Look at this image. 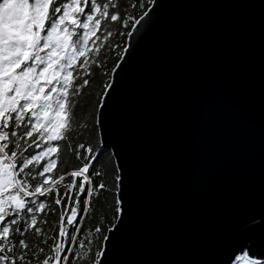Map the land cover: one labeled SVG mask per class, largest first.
I'll list each match as a JSON object with an SVG mask.
<instances>
[{
	"label": "snow or ice",
	"instance_id": "obj_1",
	"mask_svg": "<svg viewBox=\"0 0 264 264\" xmlns=\"http://www.w3.org/2000/svg\"><path fill=\"white\" fill-rule=\"evenodd\" d=\"M0 264H264V0H0Z\"/></svg>",
	"mask_w": 264,
	"mask_h": 264
},
{
	"label": "water",
	"instance_id": "obj_2",
	"mask_svg": "<svg viewBox=\"0 0 264 264\" xmlns=\"http://www.w3.org/2000/svg\"><path fill=\"white\" fill-rule=\"evenodd\" d=\"M175 11L170 12V16H175ZM258 210V209H254ZM234 208L221 207L208 220L206 227L212 231L219 232L225 229L228 224L232 223L236 217L233 213ZM258 220V217H257Z\"/></svg>",
	"mask_w": 264,
	"mask_h": 264
},
{
	"label": "trees",
	"instance_id": "obj_3",
	"mask_svg": "<svg viewBox=\"0 0 264 264\" xmlns=\"http://www.w3.org/2000/svg\"><path fill=\"white\" fill-rule=\"evenodd\" d=\"M116 42L119 44L121 41H120V39L117 37L116 38ZM93 83H94V81H93ZM101 159L103 160L104 159V157L102 156L101 157ZM99 162L100 161H97V164H99ZM70 163H75V160H74V158L72 159V160H70ZM49 219L51 220L52 218H51V216H49ZM91 222V218L89 219V220H87V221H85V227H87L88 226V224Z\"/></svg>",
	"mask_w": 264,
	"mask_h": 264
}]
</instances>
